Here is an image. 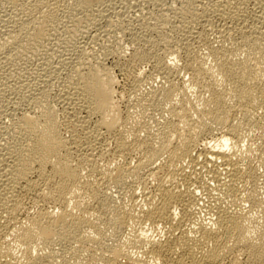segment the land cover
Listing matches in <instances>:
<instances>
[{
    "label": "bare ground",
    "instance_id": "obj_1",
    "mask_svg": "<svg viewBox=\"0 0 264 264\" xmlns=\"http://www.w3.org/2000/svg\"><path fill=\"white\" fill-rule=\"evenodd\" d=\"M68 1H66V0H0V10L2 9L5 12L4 14H0V36H3V40L0 43V92L4 91V87L7 85H10L9 88L11 87V88H13V90H21V89L26 90V89H29L30 87L32 90V86L34 84L31 85L30 84L31 82L29 83L27 78H23V76L26 75L27 72H24L23 74H21V77H18V78H15L12 75V70L14 69L13 67L15 65L21 64L22 62H24V60H27L29 58H34L35 60L38 59V60H41V63H44L43 58H45V60L47 57H51V58L53 57L56 59V56H57L58 58L59 57L60 58L65 57V58H63V61L69 62L71 57L68 54L69 53L68 50L64 49L65 50L64 51L62 49L59 51L57 49L59 51L57 53V52H54L55 50L53 51V49L55 48L54 46H53L54 47L53 49H52V47H50L51 46L50 42L53 40V38H55V40H57V39L60 40L59 37L62 36V32L60 31V28L64 27L65 30H68V28L71 27L72 25L69 24V27L67 28V25H68L67 21L71 20V19L73 20L74 18H75L74 21H77V19L81 20L82 18H84L86 21V24L84 26L85 28H90L91 26H97L99 23L98 19L100 20L101 16L105 17L108 15L106 13L108 10L107 9L108 6H111V8H113V7L116 8L117 2H119L120 0H99V1H97V0H73V3L72 4L70 3L71 5L67 3ZM124 1H125V3H127V0H121L120 2H124ZM129 1H131V0H128V4L130 3ZM138 1H140V0H138ZM156 1L159 2V0H143V3L144 2L145 3H147V2H155L156 3ZM162 1L163 0H161V2ZM209 1H211V0H209ZM218 1H220V0H218ZM218 1L216 0V2H218ZM232 1L233 0H221L220 3H218V4L216 3V6H214L213 9L211 8L212 10H210L209 5H208V7H207L208 9H207V8H204V6H200L201 4L198 6L199 2L196 3L195 0H184V2L181 1L183 3L182 6H180L182 9L179 8L182 15L180 13L179 14L181 16H183L184 19H187L186 20L187 24H189V22H193L194 24H199V23H202V24L205 23L206 24V22H209V23L212 22V19L214 17H218L219 19H221L223 21V25H222L223 31L221 32V33H223L222 35L224 37H227V38L231 36L230 40L234 36V35L232 36V30L236 27L238 21H241V23L239 22V24H238V25H240V30L237 28V30H239L241 32V34H240L241 35L240 36L241 41H242L241 43L244 45L245 50L247 51V54L249 53L250 56L253 57V59L249 58V57L245 58L243 56H242L243 57V59H242L238 55L237 52H239V51H237V50H236L237 52H235V53H233V52L231 53V52H228L226 50H220V49H216L215 51H213L216 59L214 58L215 61H213L215 63V65H214L215 70H213V73L211 75L214 78H211L212 81L210 82L211 84L208 86V88L207 87L204 88L203 87L204 84H202V85L200 84L201 87L198 88L199 91L201 90L200 88H202V89L204 88V90L206 88L208 89L210 94H208L207 92L206 93L208 95H211L210 101L207 100L206 103L203 101L202 104H201L202 101L201 102L199 101L200 103L198 102V104H200V105L196 104V106H198V109H196V111L194 110L195 113L193 112V109H191L192 107L190 108L192 110V112L194 113V114L193 113L191 114L189 106H188L189 102L192 103L191 100H189L191 95L189 97V95L187 94L189 92L188 90H190V89L187 90V86L189 83L186 84L189 81L186 79L187 81L185 82L183 80V78H184L183 77V78H181L182 82H180V83L177 82V76L176 75L179 73H177L175 70V68L177 66L176 67L174 66L176 64H174L173 59L167 58L165 60L164 58H166L167 56L166 57L164 56V57H161L164 59V60H162V59H160V55H159V58L156 57L158 59L156 60V65L154 67H156L157 73L159 75H161V77H163L162 80L164 78H165V80L162 82L163 84L158 89V90H160L159 91L160 94L157 93L158 91H156V93H157V95H159V99H160V95H161L162 99H160V100H162L163 104H167V105L168 104L173 105V103L175 102V99H177V101H178V97L180 95H182L181 99H180L181 104L179 103V101L177 102L180 104L179 110L177 109V106L174 105L173 106L174 108H172L173 110H171V112L168 111V114L170 112V114L172 115V119L166 120V121L164 120L165 124H163L164 126L163 125L161 126L163 128H162V132L160 131L161 134H159L161 136L160 137L157 136L159 138L158 139L159 141L157 139H155V137H154V139H152L153 135L151 136V138L148 136V138L142 139L143 137L141 138V134L138 132L140 130L132 131V128H131V131L133 132L132 133L133 134L132 141L128 140V137H126V134L124 135L123 133H121L122 131L121 132L119 131L120 133L118 132L119 134H116V137L114 136L115 137V144H116V149H114V150H116L119 153V155H120V153L124 154L123 156L121 155L122 157H124L125 153H129V151H131L132 147L140 146L143 149L144 158L142 157L141 158L142 160L141 159L139 160V158H138L139 162L138 163L136 162L137 165L135 167L133 166L132 168H130L129 165L123 163L125 160L122 162L123 164H121V163H118V165L115 164L114 168L113 167L111 168L106 163L108 167H106L105 169L103 167L102 172L104 173L103 179H104L105 183L108 184V186L112 185L114 187L121 189V187H123V185L127 184V181L129 178H132V177L137 178L138 183L141 180H145L142 178V173H144L143 170L147 167L148 168L154 167L152 165L154 163L156 164V161L161 157V155H164V153H168V157L166 159L165 164H163L162 166H157L155 168H150V171H149V173L151 172L150 175L152 176V178L157 176L158 182L156 183V185L152 191L150 190V192H148L146 194L144 193L145 199L142 201V204L134 203L131 206L132 203L131 204L129 203L131 206L130 209L128 207H127L128 209H123V207H118L115 205L113 206L112 204L111 205L113 207H111L109 200H108V197H106L107 195L103 193V190L105 191V189L101 190L102 189L101 187L103 185L100 186V183L103 181V179L101 178L102 181L100 179L101 182L94 180L95 178L92 179V176H93L92 174H94L95 172L97 173V171H99V168H100L98 166L101 165V164H99V162H98L99 165L97 164V158H99V157H97V155H101V154H98V153H100V151H97L101 145V141L100 140L97 141V137L99 136L97 134V132L99 133V130L100 129L103 130V128H104L109 133H112V132L115 133V131L118 128H120L119 127L120 123H127L128 119L131 117V116L130 117L125 116V117H129V118L124 119V120L121 117V114H120L121 111L118 108V107H120V106H118L119 102L117 104V101L115 99V90H117V89H115V83L116 82H115V78L110 73V71H107L106 67L105 66L103 67L98 62L97 63L99 65L98 64L95 65L93 63H92L93 65H91V62H89L90 65L88 64V66H86V64H85V66L80 67L78 63L81 61H79L78 63H76V61H75V63L78 66L77 68H76L75 64H72V66L75 65V68H76L75 74L74 75L72 74V76L68 79V82L66 81V83H68L67 84L68 86L65 89L66 92L65 93L63 92L64 94L61 93L62 96L60 98L61 102L64 103L63 105L67 110L65 108L64 109L66 111H69L71 114L75 115L77 118L76 123L75 124L73 123L71 128L68 124L69 128H67V130L70 132V134L68 132H65V133L69 134L68 136H67V134L65 135L60 128L62 124L60 123V125H59L60 121H58V117H59L58 116L59 114L57 113L58 110L55 109L53 105H52L53 107H51L46 103L48 98L45 101V98L48 97L49 93H47L45 90H43L44 89L43 86H41L42 88H40V87L36 88L33 86V89L36 88L37 91H39V93H40V94L38 93V95H36L40 99L36 98L37 101L35 102V104H37L35 106L38 108V111H37V108L34 107L33 111L27 112L25 115L19 117L20 120L17 119L18 122L15 125V131H12V132H14V134L11 133V134H13V137H12L13 144L9 143L8 142L9 140L6 141V143L8 142V144H5V146L2 145L1 150L3 152H0V155H1L0 156V228H1L0 229V264H56L57 261H55L54 258H52L51 256L48 257V255L44 256V255H39V254H38V256L37 255L35 256L33 253H35L34 252L35 248H37L39 246H44V247L52 248V250H55L54 247L58 246V245H61V248L63 249V251L64 250L70 251L73 255H76L75 257H77V258H78L77 255L79 254L78 251H81L82 248L84 249V247H87V246L90 248L95 247L94 250H96V248H98L99 250L97 249V251L101 250L102 252H104L102 254V258H100L104 262V264H119V260H120L119 257H121V256L125 255V253H127L126 251L124 253L121 252V249L125 245H123V247H122V245L118 244L119 247H114L116 244L113 245V244L109 243L108 238H109V241H111V240H110V237H108V235H107V234H109V233H107L108 230H111V233L113 232L115 236H117V235L121 236V234H123V233H129V231L135 230V228H136L135 223L137 221H148L145 223L150 222L152 225H156L157 223H161V222L173 225L177 216L179 217V215H180L179 219L176 220L177 222H179V224L181 223L184 226L190 220H192L191 222L194 223L193 221L195 220V215L198 213V212L197 213L194 212V211H196L195 207L201 203V201L199 203V200H201L200 199L201 196L199 197V194L196 191L187 187L188 180L190 178L192 179V177H191L192 175L190 172L188 173V171L185 169L186 166H190V167L194 168L195 171H198L199 169H200V171L205 170V169L210 171L211 175H209V176L212 178L210 180L217 181L219 189L221 188L225 193H228L230 196H231V193H238L239 192V190L242 188V187H240L241 182H246L248 184L249 179L251 180L254 177H256V173H255L256 169L254 171L253 167H251L250 164L248 165V163H247V166L243 165V163H246V162H243V160L245 161L244 156L242 155L243 153L239 152V150H237L236 147H235L236 149L234 148V146H236L235 145L236 141L233 139V137H236L238 139L241 137L240 136L241 135L240 127L242 126V124H244L248 121H249L248 123H250V121H253L252 118H253V116H256V110L259 107L262 108L264 111V11L262 12V14H258V16H257V21L260 24V26H257V28H255V31L252 32V29L249 30V28L246 26L245 22L247 20L245 21V20L239 19L237 17V15H239V14H237V12H235L237 14L236 15V14H234V12L230 13V11L227 10L228 8L226 9V6L229 5L230 3H232ZM71 2H72V0H71ZM258 2L261 5L260 8H262L264 10V0H258ZM225 3H226V5H225ZM128 4H127V6H128ZM136 5H137V3H136ZM142 5H141V7H142ZM169 5H170V3H169ZM173 6H174V3H173ZM224 6H225V8H223ZM15 8L21 9V12L23 11L24 13L23 14L21 13L22 15L20 14V16H18V14L20 12L17 11L18 14H16V11L14 10L16 16L14 15V13H12L14 15V17H12L11 13H9V12H14L12 10ZM111 8H109V9H111ZM262 9H261V11H262ZM172 10H174V9H172ZM139 11H140V13H144L142 8H140ZM62 13H64V15L65 14L67 15L66 21L62 17L63 16ZM89 14H91L92 16H90ZM177 15H176V18L178 19V17L180 15L179 16H177ZM98 17H100V18H98ZM138 17H140V16H138ZM143 17H145V16L143 15ZM167 17H169V16H167ZM183 18H181V19H183ZM188 18H190V21ZM162 20H163V18H162ZM164 20H165V18H164ZM214 20H216V19H214ZM109 21H111V20H109ZM181 21H184V20H181ZM68 22L70 23V21H68ZM76 23H78V22H76ZM147 23L148 24H145L146 28H149V30L152 29L153 25H151L149 23V21H147ZM78 24L80 25V22ZM78 24H74V25H78ZM143 24L144 23H142V26H143ZM158 24H157V26H158ZM188 26H190V25H188ZM77 27H79V26H77ZM185 27H187V26H185ZM74 28H76V27H74ZM79 29H81V28H78V30ZM82 29H83V27H82ZM237 30H236V32H237ZM83 31L85 32V30H83ZM127 31H129V30L127 29ZM130 31H131V29H130ZM134 31L132 30L130 32V34H131V36H133V38H135V35H136L135 40L133 39L134 41H136L135 42L136 45L138 44L139 41H141V42L144 41V44L145 43L146 44L150 43L151 45L155 44V43H153L155 41L154 40L155 37L153 36V40H154L153 41L150 38V36H148L149 33H151V35H152V32H149L147 34L146 31L143 30L142 32L145 33L146 39L142 40L144 38V36L142 37L141 31L140 32L136 31V32H138V35ZM81 33H82V31H81ZM116 33H118V31ZM139 33H141V34H139ZM188 33L190 34L192 32H188ZM139 35H141L142 39L138 40V42H137V38H138L137 36H139ZM190 35L192 36V34H190ZM189 36L187 38H189ZM148 37H149V39H148ZM164 38H165V40H168L169 37L164 36ZM61 40L63 41V39H61ZM185 40H186V38H185ZM156 41H157V39H156ZM164 41H163V45H164ZM181 41H183V40L181 39ZM63 42L65 43V41H63ZM59 44L64 45L63 43H61V41ZM166 44H167V42H166ZM185 44L189 46V44H187V43H185ZM185 44L182 46L184 47ZM138 46L143 47V44L142 45L138 44ZM155 46L156 45H154L153 47H155ZM160 46H161V44H160ZM61 47H63V46H61ZM77 47L75 45L76 49H77ZM142 47H137V48L140 49ZM144 47H146V45ZM153 47H152V51H153ZM164 47H166L165 49H168V51L170 50L168 48L169 47L168 44H167V46H164ZM64 48H66V47H64ZM68 48L69 47H67V49ZM76 49H75V51L76 52L78 51V54H76V52H75L77 59L81 60L84 56L83 55L84 53L81 52V50H80L81 48L78 47L79 50H76ZM139 49H137L136 52H134L132 54L131 59L142 61V62L143 61L147 62L145 60H150L149 58H151V56H153V54L155 53V52H152L150 50H145V49L139 50ZM225 49H226V47H225ZM156 50H157V48H156ZM162 50H159L156 53H160V51L162 52ZM185 50H188V49H185ZM231 50H234V48ZM238 50H240V48ZM108 51H110V50H108ZM165 52H166V54L169 53V52L167 53L166 50H165ZM170 52H172V51H170ZM178 52H180V51H178ZM244 53H243V55H244ZM170 55L172 56V53L169 54L168 57H170ZM186 55H187V57H189L188 53ZM71 56H72V53H71ZM153 58H155V57L153 56ZM254 59H255V62H253ZM185 60H187V59H185ZM188 60H189V58H188ZM191 60L192 59H190V61ZM96 61H98V60H96ZM132 61L129 60V62H132ZM194 61L195 62L197 61L196 58L192 62H194ZM82 62H83V60H82ZM133 62H135V61H133ZM192 62H191V64L188 63L189 64V70L192 69V71H190V72H192V74H193V75L192 74H190V75L195 78L194 81L197 79V81L200 82L199 79L203 75L202 74L203 73L202 67H204L206 65L202 66L201 64L199 65V63H198V65H196L194 63L192 64ZM197 62H199V61H197ZM60 63H62V62H60ZM84 63H86V62H84ZM135 64H133V65H135ZM212 64L213 63H211L210 65H212ZM45 66H46V64H45ZM72 66H70V67H72ZM186 67H187V65H186ZM204 68H206V67H204ZM210 70L212 72V69H210ZM52 71H53V69H52ZM204 72L208 73L205 70H204ZM187 73H189V72H187ZM217 73H218V75H217ZM70 74H69V76H70ZM154 74H156V73H154ZM179 75H178V77H179ZM215 75H217V76H215ZM181 76H183V75H181ZM207 76H208V74H207ZM218 76H220L221 78H218ZM203 77L204 76H202V78ZM152 78H153V76H152ZM137 79H139V77ZM143 80L139 79V81L141 82V86L146 83V82L145 83L142 82ZM145 80H147V79H145ZM189 80L193 81V79H189ZM202 80H203L202 82H204V78ZM206 80H208V79L206 78ZM40 81H41L40 83L43 84V83H46L47 80L41 78ZM179 81H180V79H179ZM209 81H210V79H209ZM140 82H138V83H140ZM149 84L151 85L150 82H149ZM195 84H197L196 81H195ZM138 85H140V84H138ZM192 85L193 84H191V86ZM198 85H199V83L196 86L198 87ZM205 85H206V83H205ZM150 87L151 86H149V89H150ZM136 88H137V86H136ZM141 88H143V87H141ZM189 88H190V86H189ZM227 89L233 93L232 94L233 98L235 97L236 98V99L234 98L235 102L237 101L236 103H238V104H236V103L235 104L238 105V107L239 106L241 107V111H242L241 114H243V118L246 119V122L244 120V122H242L241 126L239 125L240 124L239 121H238L239 122L238 124H237V122L236 123H234V122L230 123L229 122V120H230L229 117H230V114L232 113L231 110L229 109V107L227 106L228 101L226 99H229V98L225 99L226 95L223 96V92H225V91L227 92ZM230 91H228V92L230 93ZM28 94H29V92H28ZM189 94H192V93L189 92ZM21 96H22L21 97L22 100L26 99V94L23 93ZM152 96H156V95L153 94ZM228 96H230V95H228ZM156 97L158 99V96H156ZM156 97H154V98H156ZM231 97H230L229 101L233 100V99H231ZM153 101H155V100H153ZM144 102H145V99H144ZM160 102H158V103L156 102V103L159 104ZM195 103H197V102H195ZM161 106H160V108H161ZM166 106H164V108ZM192 106H194V104ZM178 107H179V105H178ZM231 107H232V104H231ZM167 108L168 107H166V109ZM234 110H236V109H234ZM241 111H239V112H241ZM164 112H165V110H164ZM165 113L167 114V112H165ZM233 113H235V112H233ZM236 113H237V110H236ZM171 115H170V117H171ZM66 116H65V118L67 120L68 118ZM68 116H70V115H68ZM93 116H98V121H96L97 123L94 121L95 124H93V125H95V127L92 130L94 132V134H93V132H92V134L94 135L95 139H93L94 140L93 142H90L89 144H87L88 146L86 145L84 147V143H83L84 140H83V142L81 140L82 131L85 129V126L87 124L89 125V121L91 118H93ZM178 116H180V117H178ZM72 117H74V116H72ZM176 117H178V118L182 117L181 120H183V121H180V122H183V125H182V123H179V121L177 122L175 120ZM262 118L264 119L263 115H262ZM258 119L260 120V117ZM73 120H74V118H73ZM4 122H5V120H4ZM69 122H70V120H69ZM69 122H67V123H69ZM257 122L258 121H256V123ZM261 122L263 124V121H261ZM256 123H255V125H256ZM259 123H260V121H259ZM259 123H257V125ZM251 124H252V122H251ZM261 125H260V127H261ZM213 126L217 129L223 128V126H227L228 128H227V130L225 129L226 130L225 133L218 140H216L215 143H213V144H211V142L205 143V144H202L204 142L200 143V141H201L200 138L202 137V134L205 131L209 132V128L210 127L212 128ZM161 127H160V129H161ZM257 127H259V126H257ZM129 128H130V126H129ZM87 129L89 130V128H87ZM87 129H85V130H87ZM126 129H128V128H126ZM134 129H136V128H134ZM148 129H150V128H148ZM257 129H259V128H257ZM118 130H120V129H118ZM143 131H145V130L143 129ZM259 131H260V129H259ZM84 133H85V131L83 132V134ZM86 133L88 134L87 131H86ZM116 133H117V131H116ZM150 134H151V132H150ZM153 134H155V133L153 132ZM128 135H129V133H128ZM130 135H131V133H130ZM142 135H143V133H142ZM88 136H87V138H88ZM110 136H111V134H110ZM146 136H147V134H146ZM111 138L113 139V137H111ZM129 138H130V136H129ZM82 139H83V137H82ZM155 140H157L159 142L158 146H156L153 143V141H155ZM108 141H110V140H108ZM157 141L155 143H157ZM88 142H86V143H88ZM0 146H1V144H0ZM138 150H139V148H138ZM116 151L114 153H116ZM134 153H135V151H134ZM119 155L117 154L116 157H118ZM125 159H127V158H125ZM121 161H122V158H121ZM125 163H127V162H125ZM111 166H114V165H111ZM86 168H87V170H86ZM84 171H86V172L84 173ZM159 172H163V174L160 173V174H162V175H160ZM195 173H197V172H195ZM223 173L225 176L224 175L222 176ZM33 174H36V179L31 177ZM99 175H101V174H99ZM150 175H148V176H150ZM194 175H196V174H194ZM95 176H96V174H95ZM151 176H150V178H151ZM196 176H199V175H196ZM99 177H101V176H99ZM137 179H134V180L130 179V180L135 181ZM200 179H202V178H200ZM254 179H256V178H254ZM154 180L156 182V178ZM145 182H147V180ZM148 183H149V181H148ZM23 184L30 187V188L35 189L38 192V199H41L42 201L50 200L51 202H53V204H55V206H58L57 208H59V209H57V211L50 212L43 207L44 210H42L43 208H41L42 211H39V213L37 212V214L35 216L33 215L31 218L28 217L30 220V223H28V226L23 227L22 229L20 228L21 231H18V233H16V236H17L16 239L18 240V243L23 247V255L21 257H16V256L14 257V253L12 251L3 249L5 244H4V246H1L3 244L2 240H4V239H2L1 231L4 230L7 223L10 222L9 217H11L15 213H17V211H19L18 209H22V207L19 208L20 203L18 204V202L14 199V193L16 192L17 188H19V186L21 187ZM107 184H105V185L107 186ZM204 185H205L206 190H208V192H211L209 190L212 189L211 186H213V185H211L209 183L208 184L204 183ZM183 186H184V188H182ZM245 186L243 185V187H245ZM246 188H248V187H246ZM254 188L255 187H253L251 189H247V191L245 190L246 191L245 199L251 205L256 206L257 204L259 205L262 202L258 197V192H256L257 191L256 189L258 187L255 190H254ZM122 189H124V187ZM81 191H86L85 195L89 196V198H87V199L92 200L91 202L94 201L96 204H99L101 206V208L102 207L104 208L103 211L108 208L106 211L110 210L112 215L111 216H104V213L102 211V213H100L99 216H97V214H96V217H97L96 219L95 218L93 219L91 217V215H89V212L93 211L92 207L95 205H93L91 207L92 208L91 210H90V208H87L88 205H87V207L86 206L81 207V201L79 200L80 199L79 193ZM83 193H85V192H83ZM81 195L82 194H80V196ZM236 195L234 197H236ZM78 197H79V199H78ZM221 198H223V197H221ZM237 198L238 197H236L235 199L237 200ZM243 198H244V196H243ZM232 200H233V198H232ZM214 202H215V200H214ZM214 202H211V203L213 204ZM72 203L75 206V210L77 208L82 213L80 212V214H79V213L74 212L75 210H73V208H71V205H73ZM93 203H91V204H93ZM225 203H227V201ZM84 204H85V202H84ZM113 204H115V203H113ZM20 205H22V204H20ZM239 205H236V207L232 206L234 208L227 206L226 204H224L222 202H220L214 206L212 205L213 206L212 207V209H213V215L212 216L213 217L210 215L212 218H210V219L207 218L208 220H205V221L200 220L199 222L197 221L198 222L197 223L198 224L197 229L196 230L192 229V230H195L197 233L200 232L199 235L198 234L193 235V231L191 229H182L181 233L179 234L180 236L178 237L176 235L177 237L175 238V240H169L168 241V239H167V241L164 242V240L163 241L162 240L161 241H155V239H154L155 242L151 241L153 243V245L149 249V252L153 255L151 257L157 258L158 259L157 261L159 262V264H264V221H263V224H258L257 222H255L256 219L252 216L249 217L248 215H246L247 213L245 214V211H242L243 207L240 208ZM96 206H98V205H96ZM121 206H123V205H121ZM254 209H255V207H254ZM98 210H97V212H98ZM101 210H100V212H101ZM94 213H95V210H94ZM91 214H93V212ZM16 215H18V214H16ZM107 215H108V213H107ZM196 217H197V215H196ZM28 218H27V220H28ZM253 218H254V220H253ZM8 219H9V222H8ZM15 219H13V220H15ZM13 220L11 219V221H13ZM260 220H258V221H260ZM100 221H102V222H100ZM252 223H254V224H252ZM102 224H105V226ZM21 225L22 224H20V226ZM177 226H179V225L177 224ZM194 226H196V225H194ZM14 229H17V228H14ZM11 230H12V228H11ZM11 230H9V231H11ZM18 230H19V228H18ZM84 230L89 231L91 234L86 235L88 232L85 234ZM135 231L137 233L138 230L136 229ZM12 232L14 233V231H12ZM131 233H130V235H131ZM134 235L132 237V240H130V242L133 241ZM137 235H139V234L137 233ZM5 236H6V233H5ZM128 236L129 235L127 234L126 238H129ZM141 236L138 239H140V240L143 239V241L145 239H147L146 234L144 235L145 238L143 237V234ZM152 238L153 237H151V239ZM7 239H9V238H7ZM134 241H135V239H134ZM125 242H126V239H125ZM128 242H129V240H128ZM137 242L138 241H136L135 244ZM151 242H149V243H151ZM209 243H210V246H209ZM8 246H10V245H8ZM206 246H209L210 248L209 249L206 248L207 249L206 250L205 249ZM125 247L127 248V246H125ZM125 247H124V249H125ZM176 247H178L180 249L179 255L176 258H173V256H171V254L176 249ZM6 248H9V247H6ZM90 248H88V251ZM133 248H135V247H133ZM130 249H131V247H130ZM12 250L16 251L14 249H12ZM147 251L148 250L146 249V252ZM176 251L177 250H175V252ZM180 252H181V254H180ZM90 253H92V252H90ZM83 254L86 255V253H83ZM94 254H96V253H94ZM90 255H92V254H90ZM93 255H92V257H93ZM127 255H128V253H127ZM134 255H135V253H134ZM241 255L243 256V259H242ZM60 256H63V255H60ZM81 256H82V254H81ZM128 256H130V255H128ZM57 257H59V256H57ZM143 257H145V256H143ZM153 258H152V260H154ZM64 260H66V259H64ZM97 260H99V259H97ZM70 261H72V260H70ZM135 261L138 262V259ZM155 261H156V259H155ZM155 261H153V262H155ZM62 263L63 262L61 261L59 264H62ZM72 263L70 262V264H72ZM141 263H144V262L139 261L137 264H141ZM67 264H69V263H67ZM73 264H75V262ZM145 264H146V262H145Z\"/></svg>",
    "mask_w": 264,
    "mask_h": 264
},
{
    "label": "rangeland",
    "instance_id": "obj_2",
    "mask_svg": "<svg viewBox=\"0 0 264 264\" xmlns=\"http://www.w3.org/2000/svg\"><path fill=\"white\" fill-rule=\"evenodd\" d=\"M66 1H68V0H66ZM70 1V2H69ZM67 3L68 4H72L73 3V0H72V2H71V0H69ZM97 1H99V0H97ZM121 1V0H120ZM117 2V5H116V8L115 7H113V8H111V6H108V10H107V16H101V19L99 20L98 19V21H99V23H98V25L97 26H91L90 28H85L84 26H85V24H86V21H85V19L84 18H82L81 20H78L77 18V21H74V19L72 20H68V21H70V23L67 21V23H68V25H67V28L69 27V24L70 25H72L71 27H69L68 28V30H65L64 29V27H62V28H60V31L62 32V38L61 37H59L60 38V40L59 39H57V40H55V38H53V40L50 42V47H52V49H53V51L54 52H59L60 50H68L69 51V56L71 57V59H70V61L69 62H64L63 61V58H65V57H62V58H58L57 56H56V59L55 58H51V57H47L46 58V60H45V58H43V61H44V63H41V60H38V59H34V58H29V59H27V60H24V62H22L21 64H19V65H15L13 68V70H12V75L15 77V78H18V77H21V74H23L24 72H27L26 73V75H24L23 76V78H27V80L29 81V83L31 84V85H33L34 87H36V88H42L41 86H43V90H45L47 93H49L48 94V97H46L45 98V101H46V99L48 98V100L46 101V103L49 105V106H51V107H53L54 106V108L55 109H57L58 111H57V113L59 114L58 116V121H60L59 122V125H60V123L63 125H61V130L63 131V133L66 135L67 134V136L70 134V132L67 130V128H69V126H70V128H71V126L73 125V123L75 124L76 123V121H77V118H76V116L75 115H73V114H71L69 111H66L67 109L64 107V103H62L61 102V96H62V94H64L66 91H65V89L67 88V84L68 83H66V81L68 82V79L72 76V74L74 75L75 74V69L78 67L77 66V64L76 63H78L79 61H81V62H79L78 64H79V66L80 67H82V66H85V64H86V66H88V64H89V62H91V65H93V64H95V65H97L98 63L100 64V65H102L103 67L105 66L106 67V70L107 71H110V73L113 75V77L115 78V89H117V90H115V99H116V101H117V104H118V102H119V104H118V106H120V107H118L119 108V110L121 111V117H122V119L124 120V119H128L130 116V118L128 119V121H127V123H120V125H119V127L120 128H118V129H120V130H116L117 131V133H116V131H115V133H109L106 129H104L103 128V130L102 129H100L99 130V133L97 132V134L99 135L98 137H97V141L98 140H100L101 141V145H100V148L97 150V151H100V153H98V154H101V155H97V157H99V158H97V164H98V162H99V164H101V165H99L98 167H100L99 168V171H97V173L95 172L94 174H92L93 176H92V179L93 178H95L94 180H96V181H100V179L102 178H104V173L102 172V170H103V167H104V169L106 168V167H108V166H110L111 168L113 167H115V164L116 165H118V163H121V164H127V165H129V167L130 168H132L133 166L135 167L136 165H137V163L139 162V160L143 157L144 158V153H143V149H142V147H140V146H138V147H132V149H131V151H129V153H125V156L124 157H122L124 154H121L120 153V155H119V153L116 151V150H114V149H116V144H115V137H116V134H119L121 131V133H123L124 135L126 134V137H128V140H131L132 141V139H133V132L132 131H136V130H140V131H138L140 134H141V138L142 139H146V138H148V136L151 138V136H152V139H154V137H155V139H159L158 137H160L161 135H159V134H161V132H162V128L163 127H161L163 124H165V121L166 120H170V119H172V115L170 114V112H171V110H173L172 108H174L173 106L175 105V106H177V109L179 110V108H180V104H181V102H180V99H181V96L182 95H180L179 97H178V101H179V103H177L178 101H177V99H175V104L173 103V105L172 104H163L162 103V100H160V99H162L161 98V95H160V99H159V95H157V93H159L160 94V90H158L160 87H161V85L163 84L162 82L165 80V78L162 80V78L163 77H161V75H159L158 73H157V71H156V67H154L155 65H156V60L159 58V55H160V59H162V60H166L167 58L169 59V58H171V59H173V61H174V64H176V65H174L176 68H175V70H176V72L177 73H179V74H177L176 76H177V82H182V79L181 78H183V80L186 82L187 80L189 81V82H187L186 84H188V86H187V90L188 89H190V90H188L190 93H192V94H189V92L187 93L188 95H189V97H190V95H191V99L189 98V100H191V102L192 103H190L189 102V104H188V106H189V109L191 108V109H193V112L195 113V111H196V109H198V106H196V104L197 105H200V104H198V102L200 101H202L201 102V104L203 103V101L206 103L207 102V100H209L210 101V98H211V95H208V94H210L209 93V91H208V86L211 84L210 82L212 81V79L211 78H214L211 74L213 73V70H215V63L213 62V61H215V59H216V57H215V55H214V53H213V51H215L216 49H220V50H226V51H228V52H233V53H235V52H237V51H239V52H237L238 53V55L243 59V57H245V58H252L253 59V57H251L250 56V54L248 53L247 54V51L245 50V47H244V45L241 43L242 41H241V32L239 31L240 30V25H238L239 24V22L241 23V21H238V23H237V25H236V27L232 30V36L234 37H232L231 38V40H230V37H224L222 34L223 33H221L222 31H223V21L221 20V19H219L218 17H214L213 19H212V22H206V24L205 23H199V24H194L193 22H189V24H187V19H184L183 18V16H181L182 15V13H181V11H180V9H182L180 6H182V2L181 1H183L184 2V0H163L162 2H161V0H159V2L158 1H156V3L155 2H147V3H143V0H140V1H136V0H131V1H129L130 3L128 4V0H127V3H125V1L124 2ZM136 1V2H135ZM196 1V3H198V6L200 5V6H204V8H207L208 7V5L210 6L209 8H210V10H212L213 9V7L214 6H216V3L218 4V3H220L221 2V0L220 1H218V2H216V0H211V1H209V0H195ZM208 1V2H207ZM234 1V2H233ZM232 1V3H230L229 5H227L226 6V9L228 10V11H230V13L231 12H234V14H236L235 12H237V14H239V15H237V17L239 18V19H242V20H247L245 23H246V26L249 28V30H251L252 29V32L253 31H255V28H257V26H260V24L258 23V21H257V16H258V14H262V12L264 11L262 8H260L261 7V5H260V3L258 2V0H233ZM186 2V1H185ZM215 2V3H214ZM136 3H137V5H136ZM163 3V4H162ZM169 3H170V5H169ZM173 3H174V6H173ZM70 4V5H71ZM127 4H128V6H127ZM139 4V5H138ZM144 6H143V5ZM155 4V5H154ZM141 5H142V7H141ZM179 5V6H178ZM213 5V6H212ZM225 5H226V3H225ZM126 6V7H125ZM212 6V7H211ZM178 7V8H177ZM109 8H111V9H109ZM116 10H115V9ZM128 8V9H127ZM134 8V9H133ZM140 8H142L143 9V12L144 13H140V11H139V9ZM168 8V9H167ZM170 8V9H169ZM174 9V10H172V9ZM177 10H176V9ZM180 8V9H179ZM212 8V9H211ZM223 8H225V6L223 7ZM133 9V10H132ZM208 9V8H207ZM261 9H262V11H261ZM16 11V14H18V12H20L19 14H18V16H20V14L22 13H24L23 11L21 12V9H19V8H15V9H13L12 11ZM180 12H179V11ZM260 10V11H259ZM3 11V12H2ZM15 11L14 12H9V13H11V15H12V17H14V15H15ZM18 11V12H17ZM112 11V12H111ZM110 12V13H109ZM153 12V13H152ZM163 12V13H162ZM5 12H4V10H0V14H4ZM12 13H14V15L12 14ZM115 13V14H114ZM160 13V14H159ZM181 15H180V14ZM21 14V15H22ZM140 14V15H139ZM157 14V15H156ZM178 14V15H177ZM62 17H63V19L66 21L67 20V18H66V14L64 15V13H62ZM90 16H92L91 14H89ZM112 15V16H111ZM119 15V16H118ZM143 15L145 16V17H143ZM171 15V16H170ZM176 15L177 16H179L178 17V19L176 18ZM243 15V16H242ZM16 16V15H15ZM65 16V17H64ZM80 16V15H79ZM125 16V17H124ZM136 16V17H135ZM138 16H140V17H138ZM142 16V17H141ZM160 16V17H159ZM162 16V17H161ZM167 16H169V17H167ZM240 16V17H239ZM124 17V18H123ZM153 17V18H152ZM157 17V18H156ZM159 17V18H158ZM256 17V18H255ZM98 18H100V17H98ZM110 18V19H109ZM128 18V19H127ZM162 18H163V20H162ZM164 18H165V20H164ZM176 18V19H175ZM181 18H183V19H181ZM244 18V19H243ZM247 18V19H246ZM157 19V20H156ZM160 19V20H159ZM189 19V21H190V18H188ZM214 19H216V20H214ZM220 21H218V20ZM109 20H111V21H109ZM156 20V21H155ZM171 20V21H170ZM176 20V21H175ZM179 20V21H178ZM181 20H184V21H181ZM72 21V22H71ZM88 21V20H87ZM109 21V22H108ZM133 21V22H132ZM147 21H149V23L151 24V25H153V27H152V29H150L149 30V28H146V25L145 24H148L147 23ZM162 21V22H161ZM169 21V22H168ZM186 21V22H185ZM256 23H255V22ZM76 22H80V25L82 24H84L83 26L81 25H79L78 23H76ZM113 22V23H112ZM141 22V23H140ZM159 24H158V23ZM166 22V23H165ZM168 22V23H167ZM222 22V23H221ZM72 23V24H71ZM109 23V24H108ZM119 23V24H118ZM142 23H144L143 24V26H142ZM163 23V24H162ZM166 25H165V24ZM74 24H78V25H74ZM122 24V25H121ZM124 24V25H123ZM157 24H158V26H157ZM162 24V25H161ZM176 24V25H175ZM186 24V25H185ZM194 26H192V25ZM113 25V26H112ZM133 25V26H132ZM140 25V26H139ZM145 25V26H144ZM164 25V26H163ZM172 25V26H171ZM188 25H190V26H188ZM255 25V26H254ZM76 27V28H74V27ZM77 26H79V27H77ZM182 26V27H181ZM185 26H187V27H185ZM254 26V27H253ZM82 27H83V29H82ZM114 27V28H113ZM122 27V28H121ZM134 27V28H133ZM140 27V28H139ZM156 27V28H155ZM161 27V28H160ZM170 27V28H169ZM172 27V28H171ZM221 27V28H220ZM78 28H81V29H79L78 30ZM85 28V29H84ZM143 28V29H142ZM174 28V29H173ZM237 28L239 29V30H237ZM254 28V29H253ZM87 29V30H86ZM121 29V30H120ZM127 29L129 30V31H127ZM130 29H131V31L133 30H135L134 32H136V31H138V32H140L141 31V33H142V37L144 36V38L142 39V37H141V35H139V36H137L138 38H137V42H138V40H140V39H142V40H144V39H146L145 38V33H143L142 31L144 30V31H146V33L148 34L149 32H152V35H151V33H149L148 34V36H150V38L153 40V36L155 37L154 38V42L153 43H155L154 45H156L155 47L157 48V50H156V48L155 47H153L154 45H151L150 43H148V44H144V41H139L138 42V44H140V45H142L143 44V47L146 45V47H142V46H138V44L136 45V41H134L135 40V38H136V35H135V38H133V36H131V34H130ZM146 29V30H145ZM148 29V30H147ZM195 29V30H194ZM202 29V30H201ZM210 29V30H209ZM82 31V33H81V31ZM83 30H85V32L83 31ZM113 30V31H112ZM152 30V31H151ZM158 30V31H157ZM191 30V31H190ZM194 30V31H193ZM235 30V31H234ZM236 30H237V32H236ZM115 31V32H114ZM118 31V33H116ZM192 32V33H190V34H192V36L188 33V32ZM89 32V33H88ZM124 32V33H123ZM138 32H136V34L138 35ZM157 32V33H156ZM201 32V33H200ZM141 33H139V34H141ZM190 35H188V34ZM196 33V34H195ZM234 33V34H233ZM110 34V35H109ZM144 34V35H143ZM146 34V35H147ZM162 34V35H161ZM102 35V36H101ZM161 37H160V36ZM169 35V36H168ZM194 35V36H193ZM237 35V36H236ZM239 35V36H238ZM115 36V37H114ZM164 36H167V37H169L168 38V40H165V38H164ZM189 36V38H187ZM121 38V39H120ZM185 38H186V40H185ZM200 38V39H199ZM227 38V39H226ZM61 39H63V41H65V43L61 40ZM93 39V40H92ZM134 39V40H133ZM148 39H149V37H148ZM156 39H157V41H156ZM167 39V38H166ZM181 39L183 40V41H181ZM188 39V40H187ZM192 39V40H191ZM2 40H3V36H0V43L2 42ZM79 40V41H78ZM162 40V41H161ZM165 40V41H164ZM170 40V41H169ZM234 40V41H233ZM60 41H61V43H63L64 45H62V44H59L60 43ZM123 41V42H122ZM163 41H164V45H163ZM169 41V42H168ZM176 41V42H175ZM226 41V42H225ZM59 42V43H58ZM121 42V43H120ZM135 44H134V43ZM159 44H158V43ZM166 42H167V44H168V48L170 49L169 51H168V49H165L166 47H164V46H167V44H166ZM187 43V44H189V46L188 45H186L185 43ZM233 42V43H232ZM103 43V44H102ZM134 45H133V44ZM142 43V44H141ZM157 43V44H156ZM181 43V44H180ZM219 43V44H218ZM226 43V44H225ZM241 43V44H240ZM53 44V45H52ZM55 44V45H54ZM83 44V45H82ZM151 46H150V45ZM160 44H161V46H160ZM166 44V45H165ZM185 44V46L183 47L182 45H184ZM210 44V45H209ZM237 46H236V45ZM240 44V45H239ZM75 45H76V47L78 46L79 48H81L80 50H81V52H83L84 54V56H83V58L80 60H78L77 59V56H76V54H78V51L76 52L75 51ZM101 45V46H100ZM149 45V46H148ZM176 45V46H175ZM193 45V46H192ZM54 46V47H53ZM61 46H63V47H61ZM81 46V47H80ZM86 46V47H85ZM179 48H178V47ZM182 46V47H181ZM224 46V47H223ZM60 47V48H59ZM64 47H66V48H64ZM67 47H69L68 49H67ZM78 47H77V49L76 50H79L78 49ZM119 47V48H118ZM137 47H142V48H140V49H145V50H150V51H152V47H153V51L152 52H155L154 54H153V56L156 58V57H158V58H153V56H151V58H149L150 60H145V61H147V62H142V61H138V60H133V59H131L132 57V54L134 53V52H136V50L137 49H139V48H137ZM159 47V48H158ZM221 47V48H220ZM225 47H226V49H225ZM106 48V49H105ZM137 48V49H136ZM149 48V49H148ZM155 48V49H154ZM203 48V49H202ZM234 48V50H231V49H233ZM237 48V49H236ZM240 48V50H238ZM242 48V49H241ZM59 51H58V50ZM139 49V50H140ZM162 50V52L160 51V53H156V52H158L159 50ZM179 49V50H178ZM185 49H188V50H185ZM212 49V50H211ZM57 50V51H56ZM64 50V51H65ZM108 50H110V51H108ZM113 50V51H112ZM142 50V51H143ZM165 50L167 51V53L168 54H166V52H165ZM191 50V51H190ZM237 50V51H236ZM242 50V51H241ZM244 50V51H243ZM123 51V52H122ZM129 51V52H128ZM170 51H172V52H170ZM178 51H180V52H178ZM188 51V52H187ZM246 51V52H245ZM75 52H76V54H75ZM106 52V53H105ZM121 52V53H120ZM246 54H245V53ZM71 53H72V56H71ZM86 53V54H85ZM109 55H108V54ZM172 53V56L174 57H172L171 55H170V57H168L169 56V54H171ZM188 53V55H189V57H187V54ZM243 53H244V55H243ZM104 54V55H103ZM124 54V55H123ZM158 54V55H157ZM192 54V55H191ZM212 54V55H211ZM89 55V56H88ZM108 55V56H107ZM175 55V56H174ZM186 55V56H185ZM207 55V56H206ZM246 55V56H245ZM249 55V56H248ZM75 56V57H74ZM166 57V58H161V57ZM197 56V57H196ZM243 56V57H242ZM55 57V56H54ZM105 57V58H104ZM176 57V58H175ZM187 57V58H186ZM193 57V58H192ZM85 58V59H84ZM90 58V59H89ZM102 58V59H101ZM188 58H189V60H188ZM195 58H196V60L197 61H199V62H192L193 60H195ZM202 58V59H201ZM215 58V59H214ZM152 59V60H151ZM176 59V60H175ZM185 59H187V60H185ZM190 59H192L191 61H190ZM58 60V61H57ZM73 60V61H72ZM78 60V61H77ZM82 60H83V62H82ZM96 60H98V61H96ZM101 60V61H100ZM129 60L130 61H135V62H129ZM186 62H185V61ZM75 61H76V63H75ZM60 62H62V63H60ZM84 62H86V63H84ZM96 62V63H95ZM98 62V63H97ZM101 62V63H100ZM116 62V63H115ZM138 62V63H137ZM191 62H192V64L194 63V64H196V65H198V63H199V65L201 64L202 66L203 65H206V66H204V67H206V68H204V67H202L203 68V75L202 76H204L203 78H204V82H202L203 80V78H202V76L200 77V79H199V81L200 82H198L197 81V79L195 80L196 81V83L198 84L199 83V85H198V87L196 86L197 84H195V81H194V77L193 76H191L190 74H192V72H190V71H192V69L191 70H189V64L188 63H190L191 64ZM202 62V63H201ZM253 62H255V59L253 60ZM82 63V64H81ZM93 63V64H92ZM135 64V65H133V64ZM187 63V64H186ZM211 63H213L212 65H210ZM45 64H46V66H45ZM72 64H75L76 65V68H75V65H73L72 66ZM81 64V65H80ZM84 64V65H83ZM98 64V65H99ZM90 65V64H89ZM186 65H187V67H186ZM44 66V67H43ZM70 66H72V67H70ZM126 66V67H125ZM185 66V67H184ZM47 68V69H46ZM74 68V69H73ZM185 68V69H184ZM187 68V69H186ZM212 69V72H211V70L210 69ZM52 69H53V71H52ZM109 69V70H108ZM140 69V70H139ZM144 69V70H143ZM181 69V70H180ZM209 69V70H208ZM32 70V71H31ZM189 70V71H188ZM204 70L205 71H207L208 73H206V72H204ZM72 71V72H71ZM179 71V72H178ZM182 71V72H181ZM29 72V73H28ZM68 72V73H67ZM71 74H70V73ZM139 72V73H138ZM187 72H189V73H187ZM154 73H156V74H154ZM40 74V75H39ZM69 74H70V76H69ZM139 74V75H138ZM158 74V75H157ZM205 74V75H204ZM207 74H208V76H207ZM216 74V73H215ZM178 75H179V77H178ZM181 75H183V76H181ZM193 75V74H192ZM217 75H218V73H217ZM217 75H215V76H217ZM152 76H153V78H152ZM68 77V78H67ZM135 77V78H134ZM139 77V79H141V80H143L142 82H146L145 84H143L142 86H141V82L139 81V79H137ZM141 77V78H140ZM159 77V78H158ZM193 77V78H192ZM45 79V80H47L46 81V83H40L41 81H40V79ZM206 78L208 79V80H206ZM218 78H221L220 76H218ZM67 79V80H66ZM145 79H147V80H145ZM152 79V80H151ZM179 79H180V81H179ZM187 79V80H186ZM189 79H193V81L191 80H189ZM209 79H210V81H209ZM138 82H140V83H138ZM149 82L151 83V85L149 84ZM155 82V83H154ZM192 82V83H191ZM60 83V84H59ZM136 83V84H135ZM193 84L192 86H191V84ZM205 83H206V85H205ZM208 83V84H207ZM40 84V85H39ZM52 84V85H51ZM138 84H140V85H138ZM200 84L202 85V84H204L203 85V87L205 88V87H207L205 90H204V88L202 89V88H200L201 90L199 91L198 90V88L199 87H201L200 86ZM9 86L10 85H7V86H5L4 87V91H1L0 92V144H1V146H0V152H3L2 150H1V147H2V145L3 146H5V144H8V142L9 143H12L13 144V140H12V137H13V134H14V132H12V131H15V125H16V123L18 122V120H20V118L19 117H21V116H23V115H25L27 112H30V111H33V109H34V107H36L35 105H37V104H35V102L37 101V99H40V98H38V96H36V95H38V93H39V91H37V89L36 88H34L33 89V86H32V90H31V87L29 88V89H21V90H13V88H9ZM46 88H45V87ZM135 86V87H134ZM136 86H137V88H136ZM149 86H151L150 87V89H149ZM189 86H190V88H189ZM140 87V88H139ZM141 87H143V88H141ZM195 87V88H194ZM197 88V89H196ZM49 89V90H48ZM52 89V90H51ZM63 89V90H62ZM139 89V90H138ZM141 89V90H140ZM134 90V91H133ZM148 90V91H147ZM193 90V91H192ZM204 90V91H203ZM26 91V92H25ZM49 91V92H48ZM139 91V92H138ZM155 91V92H154ZM156 91H158L157 93H156ZM195 91V92H194ZM225 91V90H224ZM228 91H230V90H228L227 89V92ZM28 92H29V94H28ZM64 92V93H63ZM202 92V93H201ZM205 92V93H204ZM208 94H207V93ZM226 91L225 92H223V96L224 95H226V97H225V99L226 98H229L230 99V97H231V99H233V100H231V101H229V99H226L227 101H228V103H227V106L229 107V109L231 110V112L233 113V112H235V113H231L230 114V120H229V122L230 123H236L237 122V124L240 122V126H241V124H242V122H244V120H245V122H246V119H244L243 118V114H241L242 113V111H241V107L239 106L238 107V105H236V104H238V103H236L235 102V99L233 98V93L230 91V93L228 92L227 93ZM26 94V99H24V100H22L21 99V95L22 94ZM62 93V94H61ZM228 95H230V96H228ZM40 94V93H39ZM61 94V95H60ZM156 95V96H158V99H157V97L156 96H152V95ZM195 94V95H194ZM122 95V96H121ZM146 95V96H145ZM203 96V97H202ZM228 96V97H227ZM154 97H156V98H154ZM205 97V98H204ZM37 98V99H36ZM122 98V99H121ZM154 98V99H153ZM198 98V99H197ZM143 99V100H142ZM144 99H145V102H144ZM151 99V100H150ZM26 100V101H25ZM149 100V101H148ZM153 100H155V101H153ZM194 100V101H193ZM161 101V102H160ZM153 102V103H152ZM155 102V103H154ZM158 102H160L159 104H157ZM195 102H197V103H195ZM199 102V103H200ZM234 102V103H233ZM53 103V104H52ZM146 105H145V104ZM232 104V107H231V104ZM236 103V104H235ZM2 104V105H1ZM141 104V105H140ZM154 104V105H153ZM177 104V105H176ZM194 104V106H192ZM235 106H234V105ZM53 105V106H52ZM63 105V106H62ZM150 105V106H149ZM159 107H158V106ZM164 105V106H166V107H168L167 109H166V107L164 108V106L162 107V106ZM178 105H179V107H178ZM21 106V107H20ZM30 106V107H29ZM132 106V107H131ZM154 106V107H153ZM160 106H161V108H160ZM234 106V107H233ZM236 107V108H235ZM37 108V107H36ZM66 110H65V109ZM122 108V109H121ZM165 110V112H167V114L164 112V110ZM170 108V109H169ZM176 108V107H175ZM146 109V110H145ZM190 109V112H191V114L193 113L192 112V110ZM234 109H236L237 110V113H236V110H234ZM2 110V111H1ZM195 110V111H194ZM241 111V112H239V111ZM259 110V111H258ZM10 111V112H9ZM37 111H38V108H37ZM64 111V112H63ZM168 111H170L169 112V114L171 115V117H170V115L168 114ZM63 112V113H62ZM68 114H67V113ZM142 112V113H141ZM239 112V113H238ZM24 113V114H23ZM193 113V114H194ZM64 116H63V115ZM163 114V115H162ZM263 115V117H264V111H263V109L262 108H258L257 110H256V116H253V121H250V123H248V122H246V123H244V124H242V126L240 127V132H241V137L238 139V138H236V137H233V139L236 141L235 142V145L236 146H234V148L236 147L237 148V150H239V152H241V153H243L242 155L244 156V159H245V161L243 160V162H246V163H243V165L244 166H247V163H248V165L250 164V166L251 167H253V169H254V171H255V169H256V171H255V173H256V177H254V178H256V179H249V183L247 184L246 182H241L240 183V187H242L240 190H239V192L238 193H231V196L228 194V193H225L221 188L219 189V187H218V184H217V181H213V180H210V179H212L209 175H211V173H210V171H208V170H201L200 171V169L198 170V171H195V169L194 168H192V167H190V166H186V170L188 171V173L190 172L191 173V177H192V179L190 178L189 180H188V185H187V187H189V188H191L192 190H194V191H196L198 194H199V197H200V199L201 200H199V203H200V201H201V203L200 204H198V206H196L195 208H196V211H194L195 213H197L196 215H197V217H196V215H195V220L193 221L194 223H192L191 221L192 220H190L189 222H187L184 226L181 224H179V222H177L176 220H178L179 219V217H180V215H179V217L177 216V218H176V220H175V222H174V226L173 225H170V224H166V223H157L156 225H152L150 222L149 223H145V222H148V221H137L135 224H136V228H135V230L137 229L138 231H137V233L139 234V235H137V233H136V231L135 230H133V231H129V233H123V234H121V236L120 235H117V236H115L114 235V233L112 232L111 233V230H108V232L107 233H109V234H107L108 235V237H110V240L111 241H109V238H108V242L109 243H111V244H113V245H115L114 247H119V245L118 244H120V245H122V247H123V245H125V246H127V248L125 247V249H124V247L122 248L121 246V252H127L128 253V255H130V256H128L127 255V253H125V255H123V256H121V257H119V264H137L139 261H143L144 263H141V264H145V262H146V264H159V262L157 261L158 259L157 258H153V257H151V256H153L150 252H149V249L152 247V245H153V243L152 242H155V241H163L164 240V242L165 241H167V239H168V241L169 240H175V238L178 236H180L179 234L181 233V231H182V229H197V226H198V222L200 221V220H203V221H205V220H208L207 218H212L213 216V209H212V207L214 206V205H216V204H218V203H220V202H222V203H224V204H226L227 206H230V207H232V206H235L236 207V205H239L240 203V208H242L243 207V209H242V211H245V214L246 215H248L249 217L250 216H252V217H254L255 219H256V221L255 222H257L258 224H263V221H264V119L262 118V115ZM67 115V116H66ZM68 115H70V116H68ZM255 115V114H254ZM65 116L68 118L67 120H66V118H65ZM72 116H74V117H72ZM125 116H129V117H125ZM167 116V117H166ZM170 118H169V117ZM232 116V117H231ZM242 116V117H241ZM260 117V120L258 119L259 117ZM178 117H180V116H178ZM178 117H176L175 118V120L178 122L179 121V123H182V125H183V122H180V121H183V120H181V118H178ZM65 118V119H64ZM71 118V119H70ZM73 118H74V120H73ZM132 118V119H131ZM166 118V119H165ZM263 120H262V119ZM18 119V120H17ZM61 119V120H60ZM65 121H64V120ZM76 119V120H75ZM131 119V120H130ZM242 121H241V120ZM255 119V120H254ZM258 119V120H257ZM4 120H5V122H4ZM69 120H70V122H69ZM134 120V121H133ZM165 120V121H164ZM73 121V122H72ZM96 121H98V116H93V118H91L90 119V121H89V125L87 124L86 126H85V129H87V128H89V130L91 131H89L88 129L87 130H83L82 131V135H81V140H82V142H83V140H84V147L87 145V144H89L90 142H93L94 140L93 139H95V137H94V132L92 131L93 130V128L95 127V125H93V124H95V122ZM133 121V122H132ZM153 121V122H152ZM159 121V122H158ZM164 121V122H163ZM239 121V122H238ZM256 121H258L257 123H259V121H260V125L262 124V122L261 121H263V124L261 125V127H260V125L258 124L257 125V123H256ZM67 122H69V123H67ZM91 122V123H90ZM122 122V121H121ZM130 122V123H129ZM162 122V123H161ZM251 122H252V124H251ZM97 123V122H96ZM135 123V124H134ZM138 125H137V124ZM153 123V124H152ZM159 123V124H158ZM255 123H256V125H255ZM68 124H69V126H68ZM2 125V126H1ZM65 125V126H64ZM141 125V126H140ZM155 125V126H154ZM244 125V126H243ZM251 125V126H250ZM253 125V126H252ZM255 125V126H254ZM89 126V127H88ZM129 126H130V128H129ZM164 126V125H163ZM257 126H259V127H257ZM91 127V128H90ZM122 127V128H121ZM152 127V128H151ZM160 127H161V129H160ZM255 127V128H254ZM263 127V128H262ZM66 128V129H65ZM126 128H128V129H126ZM131 128H132V131H131ZM134 128H136V129H134ZM145 130V131H143V129ZM147 128V129H146ZM148 128H150V129H148ZM159 130H158V129ZM227 126H223V128H219V129H217V128H215L214 126L211 128H209V132L208 131H205L203 134H202V137L200 138V143L201 142H204V143H202V144H205V143H210L211 142V144H213V143H215L216 142V140H218L224 133H225V131L227 130ZM257 128H259L260 129V131H259V129H257ZM262 128V129H261ZM130 129V130H129ZM216 129V130H215ZM226 129V130H225ZM254 129V130H253ZM70 130V129H69ZM102 130V131H101ZM85 131V133L83 134V132ZM86 131L88 132V134L86 133ZM120 131V132H119ZM129 131V132H128ZM161 131V132H160ZM65 132H68V133H65ZM92 134V132H93V134L91 135L90 133ZM102 132V133H101ZM119 132V133H118ZM143 133V135H142V133ZM146 132V133H145ZM150 132H151V134H150ZM153 132L155 133V134H153ZM158 132V133H157ZM208 132V133H207ZM263 132V133H262ZM11 133H13V134H11ZM128 133H129V135H128ZM130 133H131V135H130ZM110 134H111V136H110ZM146 134H147V136H146ZM12 135V136H11ZM85 135V136H84ZM90 137H89V136ZM155 135V136H154ZM248 135V136H247ZM11 136V137H10ZM87 136H88V138H87ZM115 136V137H114ZM129 136H130V138H129ZM158 136V137H157ZM218 136V137H217ZM82 137H83V139H82ZM111 137H113V139L111 138ZM157 137V138H156ZM260 137V138H259ZM11 138V139H10ZM85 138V139H84ZM109 138V139H108ZM203 138V139H202ZM217 138V139H216ZM245 138V139H244ZM6 139V140H5ZM89 139V140H88ZM91 139V140H90ZM238 139V140H237ZM242 139V140H241ZM9 140V141H8ZM108 140H110V141H108ZM157 140H155V141H153V143L156 145V146H158V144H159V140L157 141ZM206 140V141H205ZM233 140V141H234ZM6 141H8L7 143H6ZM88 142V143H86V142ZM99 141V142H100ZM108 141V142H107ZM157 141V143H155ZM213 141V142H212ZM249 141V142H248ZM107 142V143H106ZM237 143V144H236ZM239 143V144H238ZM254 143V144H253ZM92 144V143H91ZM248 144V145H247ZM99 145V144H98ZM239 145V146H238ZM245 145V146H244ZM88 146V145H87ZM108 146V147H107ZM102 148V149H101ZM106 148V149H105ZM134 148V149H133ZM138 148H139V150H138ZM141 148V149H140ZM235 148V149H236ZM136 149V150H135ZM242 149V150H241ZM102 150V151H101ZM141 150V151H140ZM251 150V151H250ZM257 150V151H256ZM116 151V153H114ZM134 151H135V153H134ZM108 152V153H107ZM113 152V153H112ZM131 152V153H130ZM138 152V153H137ZM112 153V154H111ZM117 154L119 155L118 157H116L117 156ZM248 154V155H247ZM122 155V156H121ZM1 156V155H0ZM121 156V157H120ZM113 157V158H112ZM167 157H168V153H164V155H161V157L156 161V164L154 163L152 166H154V167H147V168H145L144 170H143V172L144 173H142V178L143 179H145V180H139L140 182L138 183L137 181H138V179L137 178H135V177H132V178H129L128 179V181H127V184H125V185H123V187H124V189H122L123 187H121V189L120 188H117V187H114V186H108V184L107 183H105V181H104V179H103V181H102V179H101V183H100V186L101 185H103L100 189L101 190H103V189H105V191L103 190V193L104 194H106L107 196L106 197H108V200H109V203H110V205L112 204L113 206L115 205V206H118V207H123V209H130V207L134 204V203H140V204H142V201L145 199V194L146 193H148V192H150V190L152 191L153 190V188L155 187V185H156V183L158 182V177L157 176H155V177H153L152 178V176L150 175V173H149V171H150V168H155V167H157V166H162L163 164H165L166 163V159H167ZM117 158V159H116ZM121 158H122V161H121ZM125 158H127V159H125ZM138 158H139V160H138ZM256 158V159H255ZM101 159V160H100ZM129 159V160H128ZM119 160V161H118ZM125 160V161H124ZM142 160V159H141ZM124 161V162H123ZM123 162V163H122ZM125 162H127V163H125ZM137 162V163H136ZM108 164V166H107V164ZM252 163V164H251ZM104 164V165H103ZM106 164V165H105ZM110 164V165H109ZM131 164V165H130ZM111 165H114V166H111ZM262 167V168H261ZM149 169V170H148ZM86 170H87V168H86ZM86 171H84V173H85ZM88 172V171H87ZM195 172H197V173H195ZM160 173H162L163 174V172H159V174ZM196 174V175H199V176H196V175H194V174ZM95 174H96V176H95ZM99 174H101V175H99ZM150 175L151 176V178H150V176H148V175ZM162 174H160V175H162ZM35 175V176H34ZM224 175V173L222 174V176ZM99 176H101V177H99ZM103 176V177H102ZM225 176V175H224ZM32 178H35L36 179V174H33L32 176H31ZM98 177V178H97ZM149 177V178H148ZM202 178V179H200V178ZM156 178V182H155V179ZM130 179H137V180H135V181H133V180H130ZM209 179V180H208ZM147 180V182H145ZM192 180V181H191ZM205 180V181H204ZM257 180V181H256ZM148 181H149V183H148ZM190 181V182H189ZM199 181V182H198ZM256 181V182H255ZM130 183V184H129ZM147 183V184H146ZM203 183V184H202ZM204 183H209V184H211V185H213V186H211V190H209V191H211V192H208V190H206V188H205V185H204ZM105 184H107V186L105 185ZM242 184V185H241ZM253 184V185H252ZM147 185V186H146ZM243 185L245 186V187H243ZM106 186V187H105ZM216 186V187H215ZM251 186V187H250ZM28 186H26V185H22L21 187L19 186V188H17V190H16V192L14 193V199L18 202V204L20 203V204H22V205H20L19 204V208H21L22 207V209H18L19 211H17V213H15L14 215H12L11 217H9V219H10V222H9V219H8V222L10 223H7V225H6V227L4 228V230H2L1 231V234H2V239H4V240H2V242H3V244L1 245V246H4V244H5V246L3 247V249L5 250H9V251H12L13 253H14V257L16 256V257H21L22 255H23V247L18 243V240L16 239L17 238V236H16V233H18V231H21V229L23 228V227H26V226H28V223H30V220H29V218H31L33 215L35 216L36 214H37V212L39 213V211H42V210H44V208L45 209H47L48 211H50V212H52V211H57V209H59V208H57L58 206H55V204H53V202H51L50 200H45V201H42L41 199H38V192L35 190V189H33V188H30V187H28ZM108 187V188H107ZM246 187H248V188H246ZM253 187H255L254 188V190L256 189L257 191L256 192H258V197H259V199L261 200V202L262 203H260L259 205L257 204L256 206H253V205H251L248 201H246V199H245V194H246V191H247V189H251V188H253ZM111 188V189H110ZM127 188V189H126ZM182 188H184V186L182 187ZM244 188V189H243ZM107 189V190H106ZM118 190V191H117ZM145 190V191H144ZM147 190V191H146ZM199 190V191H198ZM246 190V191H245ZM135 191V192H134ZM242 191V192H241ZM83 192H85V193H83ZM79 193V192H78ZM145 193V194H144ZM222 193V194H221ZM18 194V195H17ZM80 194H82L81 196H80ZM86 194V191H81L80 193H79V197H80V199H79V197H78V199L81 201V207H87V205H88V207L87 208H90V210L93 208V214H91L92 212L90 211L89 212V215H91V217L94 219H96L97 217H96V214H97V216H99L100 215V213H102V211H103V207L101 208V206L99 205V204H96L94 201V203L93 202H91L92 200H89V199H87V198H89V196L88 195H85ZM237 194V195H236ZM17 195V196H16ZM236 195V197H238L237 198V200L235 199L236 197H234ZM16 196V197H15ZM32 196V197H31ZM86 198H85V197ZM243 196H244V198H243ZM110 197V198H109ZM119 197V198H118ZM133 197V198H132ZM221 197H223V198H221ZM25 198V199H24ZM206 198V199H205ZM225 198V199H224ZM232 198H233V200H232ZM263 198V199H262ZM19 199V200H18ZM38 199V200H37ZM86 199V200H85ZM217 199V200H216ZM222 199V200H221ZM235 199V200H234ZM245 199V200H244ZM85 200V201H84ZM131 200V201H130ZM214 200H215V202H214ZM20 201V202H19ZM39 201V202H38ZM218 201V202H217ZM224 201V202H223ZM227 201V203H225ZM235 201V202H234ZM84 202H85V204H84ZM93 203V204H91V203ZM112 202V203H111ZM119 202V203H118ZM211 202H214L213 204L211 203ZM240 202V203H239ZM45 203V204H44ZM113 203H115V204H113ZM118 203V204H117ZM131 204V206H130V204ZM236 203V204H235ZM73 204V203H72ZM117 204V205H116ZM213 206H212V205ZM262 204V205H261ZM44 205V206H43ZM93 205H95V206H93ZM96 205H98V206H96ZM111 205V207H113ZM121 205H123V206H121ZM243 205V206H242ZM74 206V204L73 205H71V208H73V210H75V206ZM93 206V207H92ZM211 206V207H210ZM44 207V208H43ZM55 207V208H54ZM92 207V208H91ZM99 209H97V208ZM100 207V208H99ZM128 207V208H127ZM254 207H255V209H254ZM260 207V208H259ZM41 208H43L42 210H41ZM232 208H234V207H232ZM98 210V212H97V210ZM102 209V210H101ZM108 209V208H107ZM107 209H105L104 211H103V213H104V216H111L112 215V213L110 212V210H108V211H106ZM110 209V208H109ZM198 209V210H197ZM212 209V210H211ZM77 210V211H76ZM76 210L74 211V212H76V213H79L80 214V212L81 211H79V209H77L76 208ZM94 210H95V213H94ZM100 210H101V212H100ZM195 210V209H194ZM211 210V211H210ZM79 211V212H78ZM202 212V213H201ZM82 213V212H81ZM107 213H108V215H107ZM200 213V214H199ZM16 214H18V215H16ZM110 214V215H109ZM94 215V216H93ZM194 215V214H193ZM212 217H211V216ZM16 216V217H15ZM14 217V218H13ZM29 217V218H28ZM16 218V219H15ZM27 218H28V220H27ZM198 220H197V219ZM254 218H253V220H254ZM11 219L13 220V219H15V220H13V221H11ZM261 219V220H260ZM258 220H260V221H258ZM198 221V222H197ZM100 222H102V221H100ZM143 222V223H142ZM260 222V223H259ZM140 223V224H139ZM20 224H22L21 226H20ZM146 224V225H145ZM150 224V225H149ZM177 224L179 225V226H177ZM193 224V225H192ZM252 224H254V223H252ZM20 227H19V226ZM102 225H104L105 226V224H102ZM161 225V226H160ZM194 225H196V226H194ZM11 226V227H10ZM17 226V227H16ZM151 228H150V227ZM163 226V227H162ZM252 226V225H251ZM254 226V225H253ZM17 228V229H14V228ZM157 227V228H156ZM171 227V228H170ZM181 227V228H180ZM183 227V228H182ZM192 227V228H191ZM195 227V228H194ZM11 228H12V230H11ZM18 228H19V230H18ZM21 228V229H20ZM140 228V229H139ZM170 228V229H169ZM174 228V229H173ZM1 229V228H0ZM149 229V230H148ZM253 229V228H252ZM9 230H11V231H9ZM180 230V231H179ZM195 230H192L193 231V235H195V234H200V232L199 233H197ZM12 231H14V233L12 232ZM16 231V232H15ZM85 232V234L86 235H88V234H91L89 231H87V230H84ZM132 232V233H131ZM134 232V233H133ZM143 234V237L145 238V234H146V237H147V239L149 240H147V239H145L144 241H143V239L142 240H140V239H138V238H140V236L142 235L141 233ZM144 232V233H143ZM173 232V233H172ZM5 233H6V236H5ZM130 233H131V235H130ZM125 234V235H124ZM127 234L129 235L128 237L129 238H126L127 237ZM134 235V238H133V241H134V239H135V241L133 242V241H131L130 242V240H132V237H133V235ZM141 234V235H140ZM175 234V235H174ZM9 235V236H8ZM15 235V236H14ZM124 237H123V236ZM149 237H148V236ZM174 235V236H173ZM177 235V236H176ZM5 236V237H4ZM112 236V237H111ZM116 238H115V237ZM131 236V237H130ZM153 237L152 239H151V237ZM9 238V239H7V238ZM136 237V238H135ZM142 237V236H141ZM15 238V239H14ZM161 238V239H160ZM170 238V239H169ZM172 238V239H171ZM116 239V240H115ZM125 239H126V242H125ZM129 240V242H128V240ZM154 239H155V241H154ZM122 240V241H121ZM142 242H140V241ZM147 240V241H146ZM14 241V242H13ZM136 241H138L136 244H135V242ZM146 241V242H145ZM152 241V242H151ZM133 242V243H132ZM149 242H151V243H149ZM144 243V244H143ZM148 243V244H147ZM17 244V245H16ZM130 246H129V245ZM8 245H10V246H8ZM142 245V246H141ZM144 245V246H143ZM60 246V247H59ZM129 246V247H128ZM148 246V247H147ZM209 246H210V243H209ZM209 246H206L205 247V249L207 248V249H209L210 247ZM6 247H9V248H6ZM14 249V250H16V251H13L12 249ZM130 247H131V249H130ZM133 247H135V248H133ZM88 248H90V247H84V249L82 248V250L81 251H78V258L77 257H75L76 255H73L70 251H63V249L61 248V245H58V246H55L54 247V249L55 250H52V248H48V247H44V246H39V247H37V248H35V250H34V252L35 253H33L35 256L37 255L38 256V254L39 255H44V256H46V255H48V257L49 256H51L52 258H54V260L55 261H57L56 262V264L58 263H60L61 261L63 262L62 264H65L66 262L67 263H69L70 264V262L72 263L73 261L75 262V264H78L79 262L81 263V264H104V262L100 259V258H102V254L104 253V252H102L101 250L100 251H97V249L98 248H96V250H94V248L93 247H91L90 249H89V251H88ZM128 251H127V250ZM146 249L148 250L147 252H146ZM206 249V250H207ZM87 250V251H86ZM99 250V249H98ZM141 250V251H140ZM143 250V251H142ZM175 250H177L176 252H175ZM174 251H173V253L171 254V256H173V258H176L178 255H179V251H180V249L178 248V247H176V249H175ZM130 251V252H129ZM68 252V253H67ZM90 252H92V253H90ZM96 253V254H94V253ZM143 252V253H142ZM175 252V253H174ZM54 253V254H53ZM57 253V254H56ZM59 253V254H58ZM62 253V254H61ZM82 254V256H81V254ZM83 253H86V255L85 254H83ZM88 253V254H87ZM94 254L93 255V257H92V255H90V254ZM134 253H135V255H134ZM54 256H53V255ZM69 254V255H68ZM98 254V255H97ZM142 254V255H141ZM144 254V255H143ZM151 254V255H150ZM174 254V255H173ZM176 254V255H175ZM180 254H181V252H180ZM60 255H63V256H60ZM127 255V256H126ZM147 255V256H146ZM57 256H59V257H57ZM127 258H126V257ZM132 256V257H131ZM142 256V257H141ZM143 256H145V257H143ZM242 256V255H241ZM87 257V258H86ZM95 257V258H94ZM129 257V258H128ZM141 259H140V258ZM73 258V259H72ZM84 258V259H83ZM99 259V260H97V259ZM131 258V259H130ZM151 258V259H150ZM152 258L154 259V260H152ZM241 258V257H240ZM64 259H66V260H64ZM69 261H68V260ZM79 259V260H78ZM81 259V260H80ZM133 259V260H132ZM138 259V262H136L135 260H137ZM143 259V260H142ZM155 259H156V261H155ZM242 259H243V256H242ZM241 259V260H242ZM70 260H72V261H70ZM78 260V261H77ZM84 260V261H83ZM150 260V261H149ZM83 263H82V262ZM153 261H155V262H153ZM73 262V263H74ZM85 262V263H84ZM97 262V263H96ZM66 263V264H67ZM72 263V264H73ZM79 263V264H80Z\"/></svg>",
    "mask_w": 264,
    "mask_h": 264
}]
</instances>
